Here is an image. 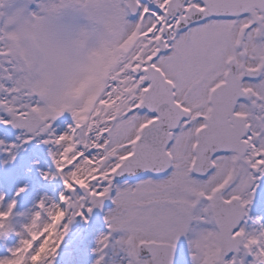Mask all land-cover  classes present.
Segmentation results:
<instances>
[{
	"label": "snow or ice",
	"instance_id": "1",
	"mask_svg": "<svg viewBox=\"0 0 264 264\" xmlns=\"http://www.w3.org/2000/svg\"><path fill=\"white\" fill-rule=\"evenodd\" d=\"M0 264H264V0H0Z\"/></svg>",
	"mask_w": 264,
	"mask_h": 264
}]
</instances>
